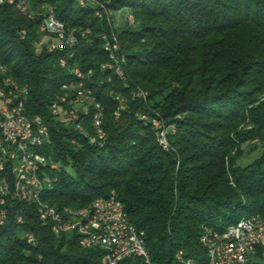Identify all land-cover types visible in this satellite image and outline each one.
Returning <instances> with one entry per match:
<instances>
[{
    "label": "trees",
    "instance_id": "16d2710c",
    "mask_svg": "<svg viewBox=\"0 0 264 264\" xmlns=\"http://www.w3.org/2000/svg\"><path fill=\"white\" fill-rule=\"evenodd\" d=\"M27 2L32 13L52 8L78 44L61 67L65 54L47 50L38 31L41 17L0 5V85L10 77L25 86V113L48 118L71 78L68 66L89 71L85 84L102 107L106 134L103 146H91L51 125L52 142L42 153L59 168L48 173L55 181L43 202L76 210L114 192L129 222L144 231L149 259L117 264H182L178 252L201 261L205 228L224 230L245 216L264 217V0H108L109 11L133 17V24L119 27L75 0ZM102 34L117 38L125 58L122 78L100 69L111 62ZM116 96L124 98V109ZM149 118L168 129L167 149ZM248 142L261 154L238 166ZM3 179L11 183L7 166ZM3 198L0 264H102V249L82 247L76 234L54 235L36 205Z\"/></svg>",
    "mask_w": 264,
    "mask_h": 264
},
{
    "label": "built area",
    "instance_id": "2783aa9c",
    "mask_svg": "<svg viewBox=\"0 0 264 264\" xmlns=\"http://www.w3.org/2000/svg\"><path fill=\"white\" fill-rule=\"evenodd\" d=\"M75 2L81 8H93L98 19H105L109 25L115 27L112 12L106 6L108 0ZM0 5L11 6L24 16H40L38 31L49 37L47 50L64 52L65 55L59 59V65L67 67V59L73 57L78 38L74 30L66 29L54 16L52 8L43 7L39 12L32 13L27 0H0ZM117 12L118 15L122 14L125 24H133V17L126 10ZM20 34L23 36L24 31ZM101 38L103 50L109 54L111 62L101 65L100 69L113 70L122 78L124 72L120 64L125 63V58L120 55L116 36L113 34L108 38L102 34ZM0 71L4 72L2 68ZM68 71L71 78L61 86L63 95L50 104L48 118L40 115L28 116L25 113L27 88L18 85L10 77L2 79L0 171L6 166L9 167L12 180L11 183L5 179L0 181V205L4 203L3 196L36 205L40 222L48 225L54 235L76 234L82 247L102 249V264H117L132 257L142 258L148 263L145 233L129 222L125 207L114 192L76 210L63 208L59 211L42 201V194L55 181L48 173L59 168L56 162L42 153V148L52 142L51 125L58 124L72 131L91 146L101 147L106 141L102 128V107L95 101L91 88L85 84L90 72L85 74L74 65L68 66ZM136 96L143 97V94L137 93ZM115 100L118 102V109H124V98L116 96ZM115 114L118 116V113ZM139 118L145 119L142 115ZM149 121L157 132L158 144L167 149L168 129L155 119L149 118ZM75 142L76 139L72 138L71 143ZM5 218V211L0 209V225ZM17 220L20 222V217ZM25 238L27 243L35 244L31 235H26ZM199 241L205 252L204 260L184 257L182 252L176 254V259L182 264H261L260 261L264 259V217L245 216L224 230L205 228Z\"/></svg>",
    "mask_w": 264,
    "mask_h": 264
},
{
    "label": "rangeland",
    "instance_id": "374dc122",
    "mask_svg": "<svg viewBox=\"0 0 264 264\" xmlns=\"http://www.w3.org/2000/svg\"><path fill=\"white\" fill-rule=\"evenodd\" d=\"M112 15H113V20H114L115 26L119 27L121 25H124L121 13L118 15V12H112ZM41 39L44 42L49 41V37H47L45 35H43ZM166 141H167V137H166ZM241 149H242V156L237 161V165L241 166V167L248 165L253 160L257 159L261 154V149H260L259 145L255 146V144L253 142H248V143L243 144ZM66 171L68 173H71L69 168H66ZM260 262H261V264H264V259H262Z\"/></svg>",
    "mask_w": 264,
    "mask_h": 264
}]
</instances>
